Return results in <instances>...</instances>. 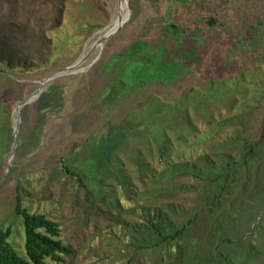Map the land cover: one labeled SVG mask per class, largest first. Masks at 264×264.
<instances>
[{"label": "rangeland", "instance_id": "obj_1", "mask_svg": "<svg viewBox=\"0 0 264 264\" xmlns=\"http://www.w3.org/2000/svg\"><path fill=\"white\" fill-rule=\"evenodd\" d=\"M122 1L121 32L43 85L115 27L120 1L0 0V233L27 258L20 204L59 224L65 264H264V0ZM173 24L204 52L190 77H152L117 106L84 99L122 56L121 79L142 83L147 43ZM193 219L168 242L151 225Z\"/></svg>", "mask_w": 264, "mask_h": 264}, {"label": "trees", "instance_id": "obj_2", "mask_svg": "<svg viewBox=\"0 0 264 264\" xmlns=\"http://www.w3.org/2000/svg\"><path fill=\"white\" fill-rule=\"evenodd\" d=\"M206 23L214 27L219 25V21L211 17L207 18ZM166 30L165 41L160 42L159 45L147 43L150 58L143 73L142 83L127 84L121 79L133 66L130 57L122 56L112 62L107 72H102L99 65L94 68V72H97L96 74L102 78L101 81L89 83L84 92L86 96L84 99H88L90 103L92 99L94 100L93 104L97 103L99 97L106 91L104 97L106 104L117 106L115 101L119 99L122 93H131L143 88L152 77L167 84L187 76L190 77L191 71L193 72L194 68L202 64L203 50L195 39L188 35L185 38L182 37L180 29L176 25H170ZM144 45L146 44H140V46ZM243 53L248 54L245 49ZM47 95L41 99V106H45L44 104L47 103ZM84 116L74 115L76 121L83 119ZM253 152L254 147L248 145L246 157H249ZM62 163L65 172L76 177L79 183L83 185L80 174L68 166L65 159H62ZM17 214L24 221L27 258L21 257L10 243L13 231L11 227H8L0 233V264H65L66 258L74 254L73 249L65 245L60 239L61 230L58 223L50 220L46 215L32 214L27 209L22 208L20 204L17 208ZM195 220H191L175 235L169 236H166L157 224L151 223V225L164 242H168L182 237L188 226L193 224Z\"/></svg>", "mask_w": 264, "mask_h": 264}, {"label": "water", "instance_id": "obj_3", "mask_svg": "<svg viewBox=\"0 0 264 264\" xmlns=\"http://www.w3.org/2000/svg\"><path fill=\"white\" fill-rule=\"evenodd\" d=\"M120 1V16H119V19L115 25V27L104 37L102 38L99 43L95 44L92 48V50L90 51V53H88L84 58H82L76 65L70 67V68H66V69H62V70H59L55 73H53L52 75H50L43 83V85H45L47 82H50L52 81L55 77L59 76V75H63V74H66V73H74L78 67H80L82 64H84L88 58L91 56V54L93 53V51L100 47V46H103L104 43L106 41H108L110 38L114 37L115 35H117L118 33L121 32V30L123 29L125 23L127 22V19L124 15V9H123V1L122 0H119ZM42 89L39 90L32 98H30L29 100L23 102L19 107H18V113H19V110L25 106H27L34 98L38 97L39 94L41 93ZM21 119L22 117L19 116V121L17 123V127L15 128L14 130V145H15V150H17V147H18V142H17V136H18V130H19V126L21 124ZM15 153V151H14ZM14 153L12 154V156L14 155ZM11 168V164H9V170Z\"/></svg>", "mask_w": 264, "mask_h": 264}]
</instances>
